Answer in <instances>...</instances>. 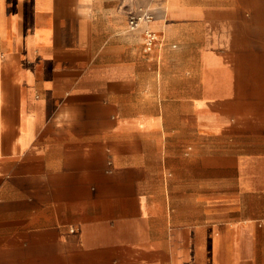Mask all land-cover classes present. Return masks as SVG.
<instances>
[{
    "label": "crops",
    "instance_id": "0c3cea01",
    "mask_svg": "<svg viewBox=\"0 0 264 264\" xmlns=\"http://www.w3.org/2000/svg\"><path fill=\"white\" fill-rule=\"evenodd\" d=\"M0 264H264V0H0Z\"/></svg>",
    "mask_w": 264,
    "mask_h": 264
},
{
    "label": "built area",
    "instance_id": "2783aa9c",
    "mask_svg": "<svg viewBox=\"0 0 264 264\" xmlns=\"http://www.w3.org/2000/svg\"><path fill=\"white\" fill-rule=\"evenodd\" d=\"M152 18L153 14L148 10L142 12L141 14L131 15L129 19V27L131 30H136L143 24L150 22ZM144 34L146 39L145 45L146 48L149 50L152 48L155 41L157 40V34L149 28H145Z\"/></svg>",
    "mask_w": 264,
    "mask_h": 264
},
{
    "label": "rangeland",
    "instance_id": "374dc122",
    "mask_svg": "<svg viewBox=\"0 0 264 264\" xmlns=\"http://www.w3.org/2000/svg\"><path fill=\"white\" fill-rule=\"evenodd\" d=\"M128 28L130 29V27H129V20H128ZM131 30V29H130Z\"/></svg>",
    "mask_w": 264,
    "mask_h": 264
}]
</instances>
